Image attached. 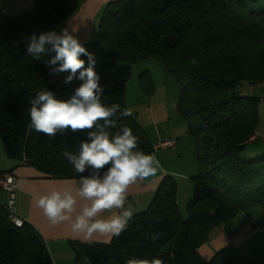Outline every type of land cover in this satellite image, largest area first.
Segmentation results:
<instances>
[{
	"label": "trees",
	"instance_id": "trees-1",
	"mask_svg": "<svg viewBox=\"0 0 264 264\" xmlns=\"http://www.w3.org/2000/svg\"><path fill=\"white\" fill-rule=\"evenodd\" d=\"M80 1L31 0L29 12L8 16L6 0H0V140L13 162L0 174L26 164L46 178H79L63 152L77 154L86 133L50 138L28 124L29 101L37 93L49 90L67 100L82 81L65 84L68 72L50 75L58 66L48 64L54 52L36 59L26 49L34 33L59 34ZM259 42L264 43V0H111L105 5L95 38L83 44L96 60L102 102L128 109L124 97L131 65L155 59L178 82V110L193 138L199 173L191 177L185 216L176 200V180L165 176L120 236L72 244L77 263L125 264L137 257L160 258L165 264H264V247L248 255L226 247L209 260L198 251L214 228L249 208L264 210V151L248 159L240 155L264 132L260 99L239 93L243 82L264 81V48L250 46ZM80 58L87 67L88 57ZM139 78L151 92L150 73ZM118 124L129 127L139 138L138 148L152 154L154 147L135 115L118 117ZM119 130L110 129L113 134ZM0 264H52L40 234L26 220L14 225L1 203Z\"/></svg>",
	"mask_w": 264,
	"mask_h": 264
},
{
	"label": "clouds",
	"instance_id": "clouds-1",
	"mask_svg": "<svg viewBox=\"0 0 264 264\" xmlns=\"http://www.w3.org/2000/svg\"><path fill=\"white\" fill-rule=\"evenodd\" d=\"M64 28L32 34L28 37L27 54L39 59L46 52L55 55L48 61L50 75L68 72L64 83L79 79L82 83L67 100L57 99L52 91H40L29 102L28 127L54 138L85 132L79 142L77 154L64 151L63 156L80 174L73 188L54 189L36 198L40 208L52 225L67 223L76 237L91 240L95 236L118 237L127 229L132 212L126 208L130 186L149 182L157 176L162 165L154 154L138 148L139 138L127 126L118 124V117L132 115L119 104L102 102L103 88L95 71L93 54ZM81 55L88 57L87 67ZM119 127L113 134L110 129ZM84 173H88L85 175ZM82 202V203H81ZM113 210H117L113 212ZM113 212L108 217L101 213ZM153 236L152 239H157ZM125 264H165L160 258L131 257Z\"/></svg>",
	"mask_w": 264,
	"mask_h": 264
},
{
	"label": "crops",
	"instance_id": "crops-1",
	"mask_svg": "<svg viewBox=\"0 0 264 264\" xmlns=\"http://www.w3.org/2000/svg\"><path fill=\"white\" fill-rule=\"evenodd\" d=\"M109 1L111 0H100L88 7L91 0H86L84 5L70 16L64 27L70 31L75 30L73 34L82 45L90 42L96 36L94 33L95 20L100 16L102 9ZM163 141L169 142L167 140ZM176 144L170 142L168 147L155 148L152 154L159 159L162 165L161 170L149 182H138L130 186L126 208L132 214L140 212L147 207L153 193L165 176L169 175L175 179V176L180 174L177 170L171 168L169 164L172 159L171 156L169 154L163 155L159 151L168 148L172 149ZM152 145L157 146L159 143H152ZM10 166H13V162H11ZM12 174L16 183V212L40 234L50 253L52 264H82L76 262L72 244L108 242L112 239L109 240L107 237L98 235L91 240L76 237L71 232L69 224L52 225L44 216L42 210L36 206L35 201L39 195L48 194L54 189L73 188L79 178H46L34 167L26 164L17 165L12 170ZM115 211L117 210H113V212ZM113 212H104L101 213V216L108 217ZM261 227L260 229V227L255 226V221L244 216V213H240L228 225L214 228L210 232L208 241L202 244L198 251L205 260H209L216 251L226 247H233L242 255H248L252 251L264 247V226Z\"/></svg>",
	"mask_w": 264,
	"mask_h": 264
},
{
	"label": "rangeland",
	"instance_id": "rangeland-1",
	"mask_svg": "<svg viewBox=\"0 0 264 264\" xmlns=\"http://www.w3.org/2000/svg\"><path fill=\"white\" fill-rule=\"evenodd\" d=\"M85 1L81 0L71 15L75 14L84 5ZM97 1L100 0H91L88 7H91ZM31 7V0H6L4 13L8 16H16L29 12ZM71 15L62 23L61 31L65 28L64 26ZM100 16L95 20V35ZM250 46L257 50L258 48H264V43L259 42L254 46ZM144 71H148L151 75L153 85L151 92H148L141 85L139 75ZM239 93L260 99L258 111L260 125L264 127V81L255 84L243 82L239 87ZM178 100L179 85L177 80L161 68L155 59L142 60L131 65V75L125 86V105L135 115L151 143H161L162 140H167L173 144L177 143L172 149L159 151L163 155L169 154L171 156L172 159L169 163L171 168L180 173L175 176L177 183L176 200L182 214L185 216V205L192 193L191 177L199 173V167L194 157V141L188 132L186 119L178 110ZM259 135L261 137L255 142L247 144L240 154L242 157L248 159L259 156L264 151V132ZM11 162L12 160L5 155L0 140V170L8 168ZM0 201L3 203L7 201L6 192L1 190ZM243 213L244 216L255 221V226L260 227V229L261 226H264V210L261 208H249ZM252 239L254 240V238Z\"/></svg>",
	"mask_w": 264,
	"mask_h": 264
},
{
	"label": "built area",
	"instance_id": "built-area-1",
	"mask_svg": "<svg viewBox=\"0 0 264 264\" xmlns=\"http://www.w3.org/2000/svg\"><path fill=\"white\" fill-rule=\"evenodd\" d=\"M170 142L163 141L157 146H153L154 149L158 147H168ZM15 177L11 172H4L0 174V190L7 193V201L5 203L1 202L4 209L7 211L9 219L16 226H21L24 219L21 218L15 209Z\"/></svg>",
	"mask_w": 264,
	"mask_h": 264
}]
</instances>
